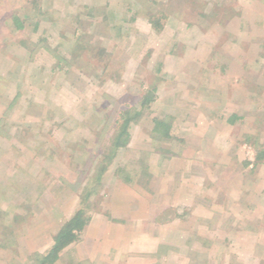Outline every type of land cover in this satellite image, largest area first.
I'll return each mask as SVG.
<instances>
[{"label":"rangeland","instance_id":"obj_1","mask_svg":"<svg viewBox=\"0 0 264 264\" xmlns=\"http://www.w3.org/2000/svg\"><path fill=\"white\" fill-rule=\"evenodd\" d=\"M80 208L53 264H264V0H0V264Z\"/></svg>","mask_w":264,"mask_h":264},{"label":"trees","instance_id":"obj_2","mask_svg":"<svg viewBox=\"0 0 264 264\" xmlns=\"http://www.w3.org/2000/svg\"><path fill=\"white\" fill-rule=\"evenodd\" d=\"M18 22L19 23L17 26L19 28H24V20L18 19ZM160 22L161 21L159 19H155L151 21V24H153L154 27L159 28L161 27ZM152 100L153 97H151L150 94H146L143 100L141 101L142 109L147 106L150 102H152ZM140 112L141 109L135 111V113L133 114V110L131 108L124 109L122 110V112H120L119 118L115 121V124L119 129L115 136V139H113L115 149L126 145L127 140L129 138L128 128L135 116L139 115ZM232 117L233 118L231 122H235V120L242 118L236 114H233ZM154 124L155 128H164V126L168 128V122L159 117L154 118ZM259 156H262V154ZM89 218L90 217L87 215L84 208L77 209L73 213V215L67 221H65L64 224L59 228L58 232L54 236V244L51 246V248L46 254L40 256L39 264L55 263L60 258V254L62 253V251L77 241L79 234L85 228Z\"/></svg>","mask_w":264,"mask_h":264}]
</instances>
